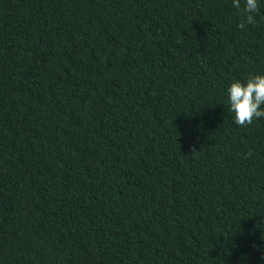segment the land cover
I'll return each mask as SVG.
<instances>
[{"label": "trees", "instance_id": "1", "mask_svg": "<svg viewBox=\"0 0 264 264\" xmlns=\"http://www.w3.org/2000/svg\"><path fill=\"white\" fill-rule=\"evenodd\" d=\"M262 72L264 4L0 0V264H264Z\"/></svg>", "mask_w": 264, "mask_h": 264}, {"label": "clouds", "instance_id": "2", "mask_svg": "<svg viewBox=\"0 0 264 264\" xmlns=\"http://www.w3.org/2000/svg\"><path fill=\"white\" fill-rule=\"evenodd\" d=\"M232 7L243 11L248 24L255 22L264 0H231ZM240 28L245 24L241 23ZM229 111L238 126L251 124L254 119H264V72L234 79L228 88Z\"/></svg>", "mask_w": 264, "mask_h": 264}]
</instances>
